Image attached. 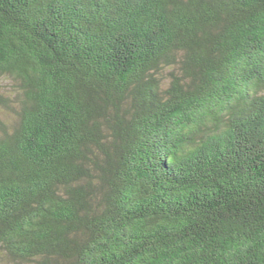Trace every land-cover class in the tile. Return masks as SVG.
<instances>
[{"label": "trees", "instance_id": "16d2710c", "mask_svg": "<svg viewBox=\"0 0 264 264\" xmlns=\"http://www.w3.org/2000/svg\"><path fill=\"white\" fill-rule=\"evenodd\" d=\"M3 77L0 261L264 264V0H0Z\"/></svg>", "mask_w": 264, "mask_h": 264}, {"label": "rangeland", "instance_id": "374dc122", "mask_svg": "<svg viewBox=\"0 0 264 264\" xmlns=\"http://www.w3.org/2000/svg\"><path fill=\"white\" fill-rule=\"evenodd\" d=\"M10 83H11L10 80L8 78H4V77L2 78V81H0V92L3 95H7L10 92V88H9ZM162 84H164V85L167 84V80H165L163 78ZM0 264H10V263H8L5 260H1Z\"/></svg>", "mask_w": 264, "mask_h": 264}]
</instances>
